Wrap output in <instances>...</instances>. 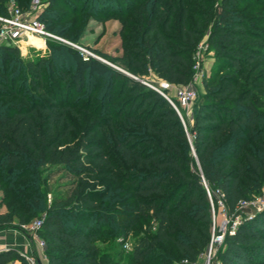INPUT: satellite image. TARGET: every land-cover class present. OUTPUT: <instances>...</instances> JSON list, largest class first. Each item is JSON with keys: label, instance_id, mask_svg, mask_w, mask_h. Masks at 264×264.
I'll list each match as a JSON object with an SVG mask.
<instances>
[{"label": "trees", "instance_id": "obj_1", "mask_svg": "<svg viewBox=\"0 0 264 264\" xmlns=\"http://www.w3.org/2000/svg\"><path fill=\"white\" fill-rule=\"evenodd\" d=\"M9 1L0 0V15ZM15 1L22 10L32 2ZM73 1L81 10L64 6L80 15L92 3L96 17L109 0ZM132 1L122 14L123 55L116 60L130 72L151 69L164 82L190 85L209 32L207 47L219 62L192 124L185 126L158 92L73 47L72 71L50 55L33 66L31 95H23L7 74L19 50L0 46V183L9 191L5 203L13 200L0 227L42 220L48 264H175L163 250L168 245L196 264L216 232V198L207 189L219 191L228 213L240 217L264 186V0ZM40 21L49 32L81 36L79 21L59 31L50 12ZM94 80L87 104L74 101ZM54 167L76 182L69 195L49 202L46 173ZM117 214H126V235L143 222L156 226L129 256L117 251L111 259L97 240ZM13 260L24 261L0 252V264ZM212 264H264V209L226 234Z\"/></svg>", "mask_w": 264, "mask_h": 264}, {"label": "rangeland", "instance_id": "obj_2", "mask_svg": "<svg viewBox=\"0 0 264 264\" xmlns=\"http://www.w3.org/2000/svg\"><path fill=\"white\" fill-rule=\"evenodd\" d=\"M80 1L83 2L85 0ZM50 2L51 0L42 8L39 21L42 14L46 11L50 12V14L55 17L57 22L55 27L57 29L59 28L58 31L61 28L65 29L70 25H75L76 21H79L78 28H81V36L78 39L74 37L69 38L59 35L58 32L49 31L47 32L48 35L30 36L24 43L17 47L19 50V57L13 58L7 71L8 77L11 80L10 87L13 82L16 81L23 95H31L30 83L33 78V66L50 55L56 59L57 65L60 68L66 71H72L74 67L67 54V49L73 47L81 53L88 54L89 56L109 63L117 68L118 71L127 74L132 79L148 84V89L153 91L157 89L161 91L164 96H167L176 104H178L176 94L179 89H192L196 94L195 100L187 107L178 106V108L184 125L187 126V123H193L196 107L202 102L204 96V81L217 70L219 62L215 53L210 51L207 47L209 32L204 35L195 53V75L192 83L188 86L174 84H169L168 86L165 82L160 80L151 69H149L147 73L137 71H135L137 73H134L122 68L119 63L116 62V60L123 55V37L121 36V30L124 17H122V14H128L126 4H133L132 0H109L107 3L97 6L96 17L90 15L92 3L90 7L88 6L89 8L86 14L80 13V15H78L76 14V9H73V7L68 9L64 6L65 3L72 6L76 5L79 10H81V6L77 5L73 0H70V3L66 0H58L53 7L50 6ZM174 20L176 23V16ZM41 24L44 25L42 22ZM0 71L4 72L5 69L0 66ZM93 82L94 83L89 85V89L86 88L83 95L75 94L74 101L82 98L83 100L81 99L80 103L87 104L90 94L97 86L96 80ZM118 89L119 87L116 88V90ZM102 90L104 89L102 88ZM163 95L162 97H164ZM46 175L49 179L46 186L49 202L52 201L53 198L59 199L69 195L76 182V179L62 167H54L50 169ZM207 190L211 201L213 197L216 198V204H212L213 224L216 229L215 233L216 235H222L224 237L223 241L215 247L212 252L208 249L196 264H212L216 250L224 246L226 234H228L230 230L236 229L245 219L255 217L264 209V186L252 197L250 204L242 209L243 212L240 217H232L228 213L222 202L219 191ZM8 192L9 191L3 187V184L0 183V213L2 214L8 211V207L13 202V200H10L5 203L6 197L9 194ZM124 208L125 207H121V212H123ZM125 215L117 214V216L114 217L115 222L103 224L100 228L102 237L97 240V243L102 250L112 253L111 259L117 258V251H124V254L129 256L139 238L147 234L153 236L155 232V223L153 221H147L138 225L126 235L127 232L125 228H123L121 222V218ZM36 222V219L31 220L25 225V228L23 227L24 225L0 227V252L13 251L24 259V261L13 260L8 264H48V245L45 238L38 234V230L33 228ZM93 224H95V220H92V225ZM126 236H128L126 245H122V238ZM163 250L173 256L175 264H194L190 262L187 263L186 260L181 259L171 245L163 247Z\"/></svg>", "mask_w": 264, "mask_h": 264}, {"label": "built area", "instance_id": "obj_3", "mask_svg": "<svg viewBox=\"0 0 264 264\" xmlns=\"http://www.w3.org/2000/svg\"><path fill=\"white\" fill-rule=\"evenodd\" d=\"M48 1L49 0H32L29 9L24 11L19 8L15 0H10L6 7L7 15H0V46L11 44L18 47L30 36L48 35L45 26L39 21L41 10ZM143 84L149 86L148 84ZM165 84L169 86V83L165 82ZM155 91L163 95L161 91L157 89H155ZM164 97L180 115L178 106H189L195 100L196 94L192 89H179L176 94L178 104L174 103L173 100L169 99L167 96ZM249 204L250 203L244 205L243 208L247 207ZM42 226L43 221L40 220L36 222L33 228L39 230ZM23 227L25 228V226ZM234 230L235 229L230 230L229 234H233ZM223 237L222 235H216V233H214L209 247L211 252L223 241Z\"/></svg>", "mask_w": 264, "mask_h": 264}, {"label": "water", "instance_id": "obj_4", "mask_svg": "<svg viewBox=\"0 0 264 264\" xmlns=\"http://www.w3.org/2000/svg\"><path fill=\"white\" fill-rule=\"evenodd\" d=\"M98 60H99V59H98ZM100 61L103 62V63H105L106 65H108V66L114 68V69H117V68L113 67L112 65H110L109 63H107V62H105V61H102V60H100Z\"/></svg>", "mask_w": 264, "mask_h": 264}]
</instances>
